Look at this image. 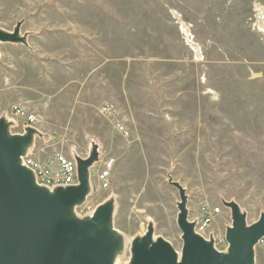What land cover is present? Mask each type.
Wrapping results in <instances>:
<instances>
[{"label":"rangeland","instance_id":"obj_1","mask_svg":"<svg viewBox=\"0 0 264 264\" xmlns=\"http://www.w3.org/2000/svg\"><path fill=\"white\" fill-rule=\"evenodd\" d=\"M264 0H0V28L23 20L28 46L0 43V117L23 133L20 107L38 118L41 158H86L98 145L92 190L79 216L116 201L126 248L150 223L181 253L180 183L189 219L234 201L256 222L264 211ZM260 74L252 77V74ZM113 104L124 136L100 113ZM114 161L110 186L98 175ZM220 251H226L219 246ZM264 264V238L255 248Z\"/></svg>","mask_w":264,"mask_h":264},{"label":"water","instance_id":"obj_2","mask_svg":"<svg viewBox=\"0 0 264 264\" xmlns=\"http://www.w3.org/2000/svg\"><path fill=\"white\" fill-rule=\"evenodd\" d=\"M23 23L19 21L12 31L0 28V43L28 46ZM13 125L8 117H0V264H117L126 240L114 225L115 199L101 203L91 215L77 214L92 190L91 168L99 161L98 145H92L86 158L75 157L77 185L50 189L39 185L22 162L41 132L26 126L23 133H12ZM169 183L180 195L181 253L163 237H155L150 223L142 236L133 239L128 264H255V248L264 238V211L249 224L239 204L225 201L232 224L226 231L229 246L220 251L214 239L197 233L196 222L189 219L186 189L172 178Z\"/></svg>","mask_w":264,"mask_h":264},{"label":"built area","instance_id":"obj_3","mask_svg":"<svg viewBox=\"0 0 264 264\" xmlns=\"http://www.w3.org/2000/svg\"><path fill=\"white\" fill-rule=\"evenodd\" d=\"M14 114L25 121L26 126L36 127L38 122L35 113H28L20 107L13 108ZM100 113L125 137L129 135L127 126L123 123L116 107L111 103H104L100 107ZM24 130V129H23ZM23 165L30 168L39 185L53 189L58 186L77 185L78 182V166L75 159H70L62 154H56L41 158L35 153L34 147L29 150L26 156L22 158ZM114 161L105 162L99 175L100 186L108 188L112 176ZM202 217L196 221V231L206 239L211 237L214 239L215 247L219 246L227 249L229 244L226 235L219 237L211 229V225L215 220V216L221 212L220 208L210 209L205 207L202 209ZM210 228V229H209ZM263 242V239L259 242ZM219 250V249H218Z\"/></svg>","mask_w":264,"mask_h":264},{"label":"bare ground","instance_id":"obj_4","mask_svg":"<svg viewBox=\"0 0 264 264\" xmlns=\"http://www.w3.org/2000/svg\"><path fill=\"white\" fill-rule=\"evenodd\" d=\"M261 17H264V16H261ZM117 264H118V262H117Z\"/></svg>","mask_w":264,"mask_h":264}]
</instances>
